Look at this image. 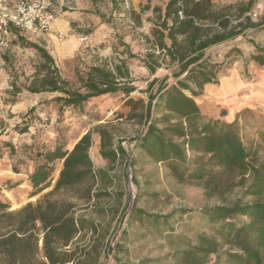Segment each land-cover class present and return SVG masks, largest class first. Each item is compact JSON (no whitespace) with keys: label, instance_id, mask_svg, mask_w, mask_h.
<instances>
[{"label":"trees","instance_id":"obj_1","mask_svg":"<svg viewBox=\"0 0 264 264\" xmlns=\"http://www.w3.org/2000/svg\"><path fill=\"white\" fill-rule=\"evenodd\" d=\"M90 1L95 6V0ZM255 4L256 0L220 6L211 0H168L162 14L159 8L152 9L158 22L145 37L149 47L141 59L127 52L125 59L114 64L104 61L92 66L83 78H78L76 88L60 76L42 46L25 42L15 33L18 42L35 51L42 62L27 85L9 83L3 99L6 106L18 102L21 92L55 94L51 101L59 104L60 112L68 108L81 110L96 98L116 94L124 95L127 103L135 105L140 100L128 98L136 88L127 59L139 60L150 75L163 65L171 69L174 84L167 85L162 80L154 94L150 92L158 80L154 78L147 85L144 116L149 125L142 137L133 140L135 147L153 162L167 163L179 180L186 175L185 179L201 184L208 195L242 190V198L233 204L201 209L195 214L209 225L210 231L196 232L186 248L176 251L177 264H207L210 256L214 257L210 264H264V161L258 162L255 152L242 139V131L254 129L264 148V117L242 110L234 121L224 123L202 115L193 100L203 85L215 83L217 75L238 59L245 68L248 63L264 68V46L253 40H246L253 48L247 59L236 47L226 52L221 63H214L205 55L213 46L245 37L247 31L264 32V14L255 22L247 15ZM35 109L34 106L21 115L20 123L11 132L18 137L27 134ZM156 110L161 112L154 118L152 113ZM260 121L263 123L258 124ZM6 129V122L0 118V158L7 150L14 174L26 172L28 163L32 164L26 173L30 198L48 191L34 203L16 210L0 199V264H84L86 252L96 250V246L86 249L78 237L82 232L95 234L96 228L78 211L99 197L94 191L96 184L109 182L107 172L95 168L89 156L90 133L78 139L71 149L59 143L37 149L24 144L18 147L22 150L19 153L11 142L12 135L4 136ZM95 133L102 159L114 163L126 157L120 144L112 145L105 128L97 127ZM6 136L8 140L4 139ZM57 162L61 167L52 185ZM128 163L132 165L133 161ZM244 198L251 200L242 203ZM135 217L156 223L159 219L167 221L172 215L147 216L133 210L130 218Z\"/></svg>","mask_w":264,"mask_h":264},{"label":"rangeland","instance_id":"obj_2","mask_svg":"<svg viewBox=\"0 0 264 264\" xmlns=\"http://www.w3.org/2000/svg\"><path fill=\"white\" fill-rule=\"evenodd\" d=\"M245 1L211 0L218 6ZM89 2L86 9L78 5L83 19L75 21L71 30L63 32V40L57 39L58 44H61L59 54L65 49L64 43L70 39L75 40L74 54L64 55L61 59L52 58L60 76L74 88L79 85L78 78H83L92 66H100L104 61L114 64L117 60L125 59L127 52L141 59L149 47L145 37L149 36L152 25L158 22V15L154 14L152 9L159 8L162 14L166 0H141L140 4L134 6L131 0H95V6ZM263 14L264 0H256L251 11L252 21L255 22ZM81 37L86 40L81 42ZM22 38L25 42L45 47L37 38ZM246 40H253L256 44L264 46V32L247 31L245 37L213 46L205 55L209 56L212 62L221 63L226 52L236 47L242 52V57L247 59L253 48ZM41 62L35 51L23 46L15 38L3 57L0 70L3 78L7 77L8 85L10 82L27 85ZM127 65L132 85L136 88L128 98L140 100L139 103H127L124 95L116 94L112 97L96 98L81 110L68 108L60 112L59 104L51 101L56 95L42 93L38 94L41 99L30 115L28 133L18 137L16 133L11 132L13 126L20 121L13 119L9 113L4 114L2 118L7 121L5 131L12 135L11 142L19 153L22 150L18 147L24 144L37 149L42 145L52 147L59 143L66 149H71L78 139L87 132L90 133L92 145L88 151L89 156L95 168L107 172L109 182L96 184L94 191L99 197L78 211V214L93 222L96 228L95 234L82 232L78 237L82 247L88 249L92 244L96 246V250L86 252L84 264H177L175 252L186 248L188 242L193 241L196 232L210 231L209 225L195 214L201 209L233 204L242 198V190L235 188L229 193L208 195L201 184L185 179L186 175L182 181L179 180L169 170L167 163H155L135 147L133 140L140 138L138 136L145 131L149 122L144 116L148 101V91H145L148 83L154 78L158 80L150 92L154 94L162 80L167 85L174 84L175 80L171 77V69L164 65L153 75H150L137 59H127ZM250 68L252 63H248L245 68L243 61L238 59L217 75L215 84L223 77L237 74L242 80H246L250 76ZM160 112L156 110L152 116L157 118ZM261 123L263 122H258ZM97 127L105 128L109 132L113 146H122L126 153L124 159L118 158L114 163H110L99 156V137L95 133ZM4 139L8 140L7 137ZM242 139L250 150L255 152L256 160L263 162L264 148L260 147L254 129L242 131ZM250 141L253 145L249 144ZM25 153L30 156L28 150ZM3 156L11 161L7 150L3 151ZM130 160L133 161L132 165H128ZM191 160L192 156L189 155V162ZM30 167L32 164L29 162L28 170L20 174L22 182L20 181L17 188L13 181L7 180V175H0V199L9 202L12 210L19 209L26 203H34L48 191L33 198L29 197L31 189L25 181ZM60 167L61 164L57 162L52 185ZM250 200L244 198L242 203ZM133 210H139L147 216L172 217L167 221L159 219L154 223L144 218H130ZM183 211L185 213H182ZM213 260L214 257L210 256L207 264Z\"/></svg>","mask_w":264,"mask_h":264},{"label":"crops","instance_id":"obj_3","mask_svg":"<svg viewBox=\"0 0 264 264\" xmlns=\"http://www.w3.org/2000/svg\"><path fill=\"white\" fill-rule=\"evenodd\" d=\"M90 0H56V6L61 12L55 21L52 23L48 32L37 36L39 41L48 49V54L55 59H61L65 56H72L76 47V42L70 39L63 45L65 49L60 52L61 44H58L56 34L58 32H67L71 30L72 23L81 21L83 13L80 12L78 5H82L84 9L90 4ZM168 0H166V3ZM132 5H138L141 0H131ZM76 6V7H74ZM57 48V49H56ZM3 65V58L0 60V66ZM248 79L242 80L239 76H226L218 80V83L205 84L202 87L201 93L193 100L198 105L202 115L218 119L224 123L234 121L236 114L242 110H249L252 113L264 115V68L252 64V68L248 72ZM9 90L8 80L3 78L0 70V103L2 110L0 118H4L7 113L13 116V119L20 121V116L27 110L38 104L41 97L38 95L23 94L22 98L14 105H4L3 99L5 93ZM5 114V115H4ZM6 124L7 121L3 119ZM17 123V122H15ZM7 130V129H6ZM8 132H4L7 134ZM3 137L0 135V138ZM7 137V136H6ZM5 137V138H6ZM0 175H7V180L13 181L15 187L20 186V174H14L11 171L10 161L6 156L0 158ZM26 182V181H25ZM27 185V183H25ZM10 204V203H9ZM11 206V204H10Z\"/></svg>","mask_w":264,"mask_h":264},{"label":"built area","instance_id":"obj_4","mask_svg":"<svg viewBox=\"0 0 264 264\" xmlns=\"http://www.w3.org/2000/svg\"><path fill=\"white\" fill-rule=\"evenodd\" d=\"M56 0H0V60L5 56L15 33L30 39L49 31L52 23L61 13L56 6ZM181 16V13H179ZM250 16L251 13L247 14ZM258 20V19H257ZM256 20V21H257ZM58 41L64 39L65 34H56ZM85 37L80 41L84 42ZM2 105L0 103V112ZM149 125L147 122L145 131ZM145 131L138 137H142Z\"/></svg>","mask_w":264,"mask_h":264}]
</instances>
